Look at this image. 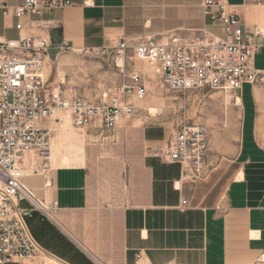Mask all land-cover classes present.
I'll list each match as a JSON object with an SVG mask.
<instances>
[{
    "label": "crops",
    "instance_id": "1",
    "mask_svg": "<svg viewBox=\"0 0 264 264\" xmlns=\"http://www.w3.org/2000/svg\"><path fill=\"white\" fill-rule=\"evenodd\" d=\"M68 1L71 6L41 11L24 21L48 20L51 41L64 39L78 49L144 35L158 42L171 36L189 38L198 35L206 22L203 0ZM225 1L247 29L264 25V0ZM2 2L18 6L23 0H0V6ZM15 22L14 17H3L0 8V38L17 36ZM259 41L264 44V38ZM55 52L50 49L46 58ZM253 65L264 74V45ZM263 93L264 88L255 84L243 87L236 142L225 151L212 153L209 147V174L193 183L181 182L179 167L170 165L174 174L164 180L168 191L162 197L156 163L143 158L127 163L126 192L119 196L100 191L83 163L58 164L46 177H29L27 186L38 198L57 201L52 219L47 220L70 242L72 252L68 257L54 249L44 234L36 239L28 225L33 237L69 264H255L264 252ZM46 262L64 264L53 257Z\"/></svg>",
    "mask_w": 264,
    "mask_h": 264
},
{
    "label": "built area",
    "instance_id": "2",
    "mask_svg": "<svg viewBox=\"0 0 264 264\" xmlns=\"http://www.w3.org/2000/svg\"><path fill=\"white\" fill-rule=\"evenodd\" d=\"M68 0H23L0 6L3 17H14L15 38H0V264H24L39 245L27 224L34 213L45 219L57 201L37 197L23 179L50 172L53 124L66 120L71 127L99 135L130 119L137 103L148 94L146 74L136 66L145 62L168 91L210 89L240 94L245 85L262 82L254 58L264 45V25L247 29L225 0H203L205 26L189 38L168 37L158 42L150 35L123 38L111 46L75 48L64 39L51 41L50 22L24 18L41 11L52 13L71 6ZM32 28L42 29L34 34ZM50 49L102 59L120 76L97 101L55 85L45 76ZM209 134L204 125H181L164 144L148 151L163 164L177 165L179 180L193 183L209 174L206 157ZM48 183L44 185L47 187ZM185 205L186 201H182ZM255 264H264V252Z\"/></svg>",
    "mask_w": 264,
    "mask_h": 264
},
{
    "label": "rangeland",
    "instance_id": "3",
    "mask_svg": "<svg viewBox=\"0 0 264 264\" xmlns=\"http://www.w3.org/2000/svg\"><path fill=\"white\" fill-rule=\"evenodd\" d=\"M136 66L146 74L148 94L144 101L137 103L134 115L121 123L119 128L102 135L73 127L64 131L61 125L53 124L56 131L52 140L51 166L83 163L95 177L100 191L119 196L126 192L127 163L142 158L153 160L156 163V178L162 180L158 181L162 187L157 188L162 197L167 195L165 190L168 191V188L164 189V180L174 172L168 168L170 165L150 157L148 151L164 144L170 133L181 125H204L208 130L212 153L225 151L236 142L243 108L234 104L233 98L239 94L231 92L206 88L168 91L160 85L157 74L145 62L136 61ZM45 76L56 86L62 82L64 87L72 88L94 101L104 90L112 89L121 81L107 62L78 53L55 52L49 59L46 58ZM255 85L264 88V79ZM260 108H264V97ZM70 130L80 135L65 139L64 134ZM28 178L23 179L26 185ZM50 223L36 212L28 225L36 239L37 234H44L50 246L64 251L69 257L72 252L70 242ZM38 245V253L24 264H45L47 257L69 264Z\"/></svg>",
    "mask_w": 264,
    "mask_h": 264
},
{
    "label": "bare ground",
    "instance_id": "4",
    "mask_svg": "<svg viewBox=\"0 0 264 264\" xmlns=\"http://www.w3.org/2000/svg\"><path fill=\"white\" fill-rule=\"evenodd\" d=\"M233 99H234L235 105H240V97L239 96H235ZM150 111L154 112V109L150 108ZM61 127H62V130H64V131L72 128L71 125L69 124L68 120H66L64 123H62ZM76 135H80V134L70 130V131L66 132V134H64V138L69 139L72 136H76ZM176 186L179 187V183H176ZM50 217L52 219V215H50Z\"/></svg>",
    "mask_w": 264,
    "mask_h": 264
}]
</instances>
